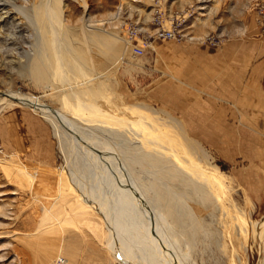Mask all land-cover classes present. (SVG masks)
Wrapping results in <instances>:
<instances>
[{"label": "rangeland", "instance_id": "1", "mask_svg": "<svg viewBox=\"0 0 264 264\" xmlns=\"http://www.w3.org/2000/svg\"><path fill=\"white\" fill-rule=\"evenodd\" d=\"M8 1L14 7L8 5L10 17L0 25V92L20 91L67 111L62 87L52 90L29 75L36 50L33 43L39 38L33 24V7L39 0ZM263 4L264 0H61L64 23L75 35L83 24L86 28L91 23L112 33L122 46L128 42L122 64L104 73L109 94L99 97L100 110L131 120L139 114L150 116L147 110L132 109L146 104L163 120L174 118L182 134L208 153L200 162L203 168L217 170L224 181V187L217 188L215 203L188 201L211 233H200L191 250L185 249L186 264L264 261V241L257 238L264 226V189L257 184L260 171L247 168L250 162L243 159L241 139L226 137L224 123L210 121L207 86L194 89L185 81L192 76L187 65L193 51L219 50L233 43L251 47L258 29L264 33L257 14ZM171 28L184 38H163L156 33ZM128 29L137 30L135 39L129 38ZM135 44L143 45L141 56L134 55ZM90 49L98 66L104 58L97 55L96 47ZM75 121L92 132L100 124L93 126L78 117ZM98 130L94 133L104 137ZM64 165V153L50 121L30 107L1 101L0 264H52L58 256L63 257V264H123L121 254L111 253L107 241L101 240L106 229L102 226L99 231L51 224L50 230L36 234L44 215L46 184L37 189L39 196L23 177L22 169L34 174L65 173Z\"/></svg>", "mask_w": 264, "mask_h": 264}, {"label": "bare ground", "instance_id": "2", "mask_svg": "<svg viewBox=\"0 0 264 264\" xmlns=\"http://www.w3.org/2000/svg\"><path fill=\"white\" fill-rule=\"evenodd\" d=\"M10 3L0 0V25L10 17ZM33 16L39 38L33 43L29 75L52 90L62 87L61 98L69 107L53 108L16 90L0 92V102L19 103L48 119L64 153L65 173L22 169L33 191L46 184L36 234L56 225L91 230L102 226L106 229L101 240L111 253L121 254L123 264H186L185 249L191 250L200 233H211L188 201L215 203L217 188L224 187L217 170L200 164L208 153L182 134L178 121L163 120L146 104L132 109L147 110L150 116L143 112L131 120L100 110L99 97L109 94L104 73L122 64L128 42L122 46L112 33L91 23L79 26L75 35L64 23L61 0H39ZM92 46L104 58L98 66ZM76 117L93 126L100 123L94 131L99 129L104 137L80 128ZM257 235L264 241V226ZM56 263L63 264V257Z\"/></svg>", "mask_w": 264, "mask_h": 264}, {"label": "crops", "instance_id": "3", "mask_svg": "<svg viewBox=\"0 0 264 264\" xmlns=\"http://www.w3.org/2000/svg\"><path fill=\"white\" fill-rule=\"evenodd\" d=\"M253 36L251 47L233 43L193 51L187 65L192 76L185 81L194 89L207 86L210 121L224 123L226 137L241 139L243 159L250 162L247 168L260 171L257 184L264 189V33L258 29Z\"/></svg>", "mask_w": 264, "mask_h": 264}, {"label": "built area", "instance_id": "4", "mask_svg": "<svg viewBox=\"0 0 264 264\" xmlns=\"http://www.w3.org/2000/svg\"><path fill=\"white\" fill-rule=\"evenodd\" d=\"M257 14H258V22L259 24L262 25L263 30H264V4L260 5L257 8ZM128 33H129V38L130 39H135L136 34H137V30L136 29H128ZM156 33L163 37V38H170V39H181L184 38V35L179 32L177 29L171 28V29H161V30H157ZM211 40V39H210ZM144 52V47L143 45H139V44H135L133 45V53L136 56H141ZM61 262V260L59 261ZM58 262V263H59ZM56 263V264H58Z\"/></svg>", "mask_w": 264, "mask_h": 264}]
</instances>
